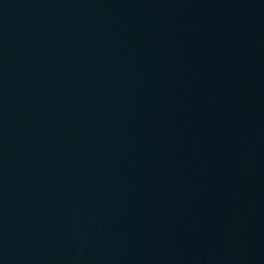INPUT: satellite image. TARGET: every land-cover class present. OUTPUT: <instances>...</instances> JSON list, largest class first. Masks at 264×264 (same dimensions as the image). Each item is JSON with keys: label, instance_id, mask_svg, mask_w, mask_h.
Returning a JSON list of instances; mask_svg holds the SVG:
<instances>
[{"label": "water", "instance_id": "obj_1", "mask_svg": "<svg viewBox=\"0 0 264 264\" xmlns=\"http://www.w3.org/2000/svg\"><path fill=\"white\" fill-rule=\"evenodd\" d=\"M0 264H264V0H0Z\"/></svg>", "mask_w": 264, "mask_h": 264}]
</instances>
